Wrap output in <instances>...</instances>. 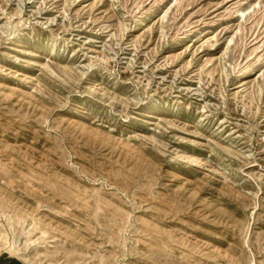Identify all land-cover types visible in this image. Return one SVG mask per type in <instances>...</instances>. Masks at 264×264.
<instances>
[{
	"label": "rangeland",
	"instance_id": "1",
	"mask_svg": "<svg viewBox=\"0 0 264 264\" xmlns=\"http://www.w3.org/2000/svg\"><path fill=\"white\" fill-rule=\"evenodd\" d=\"M0 257L264 264V0H0Z\"/></svg>",
	"mask_w": 264,
	"mask_h": 264
},
{
	"label": "crops",
	"instance_id": "2",
	"mask_svg": "<svg viewBox=\"0 0 264 264\" xmlns=\"http://www.w3.org/2000/svg\"><path fill=\"white\" fill-rule=\"evenodd\" d=\"M0 264H16L15 262H11L9 260H2V258L0 257Z\"/></svg>",
	"mask_w": 264,
	"mask_h": 264
}]
</instances>
